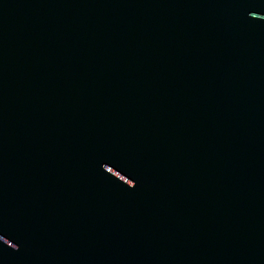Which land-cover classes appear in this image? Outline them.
I'll list each match as a JSON object with an SVG mask.
<instances>
[{
	"label": "water",
	"instance_id": "obj_1",
	"mask_svg": "<svg viewBox=\"0 0 264 264\" xmlns=\"http://www.w3.org/2000/svg\"><path fill=\"white\" fill-rule=\"evenodd\" d=\"M0 264H264V0H0Z\"/></svg>",
	"mask_w": 264,
	"mask_h": 264
}]
</instances>
